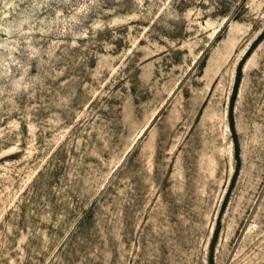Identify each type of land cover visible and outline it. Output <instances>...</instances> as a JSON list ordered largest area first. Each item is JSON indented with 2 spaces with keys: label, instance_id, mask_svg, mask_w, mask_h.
<instances>
[{
  "label": "rangeland",
  "instance_id": "rangeland-1",
  "mask_svg": "<svg viewBox=\"0 0 264 264\" xmlns=\"http://www.w3.org/2000/svg\"><path fill=\"white\" fill-rule=\"evenodd\" d=\"M0 264H264V0H0Z\"/></svg>",
  "mask_w": 264,
  "mask_h": 264
},
{
  "label": "trees",
  "instance_id": "trees-1",
  "mask_svg": "<svg viewBox=\"0 0 264 264\" xmlns=\"http://www.w3.org/2000/svg\"><path fill=\"white\" fill-rule=\"evenodd\" d=\"M239 79H240V74L238 75V81H239Z\"/></svg>",
  "mask_w": 264,
  "mask_h": 264
}]
</instances>
